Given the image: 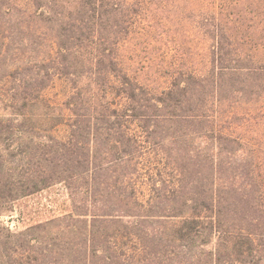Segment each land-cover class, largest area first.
<instances>
[{
	"label": "trees",
	"instance_id": "obj_1",
	"mask_svg": "<svg viewBox=\"0 0 264 264\" xmlns=\"http://www.w3.org/2000/svg\"><path fill=\"white\" fill-rule=\"evenodd\" d=\"M254 1L0 0V264H264Z\"/></svg>",
	"mask_w": 264,
	"mask_h": 264
},
{
	"label": "rangeland",
	"instance_id": "obj_2",
	"mask_svg": "<svg viewBox=\"0 0 264 264\" xmlns=\"http://www.w3.org/2000/svg\"><path fill=\"white\" fill-rule=\"evenodd\" d=\"M248 4H246L247 8H250L252 11H259L262 10L261 5H257L256 1L253 3H249L252 0H247ZM176 29H180V27H176ZM170 34V33H169ZM264 33H259L254 41L259 43H264ZM171 38H169L170 40ZM160 42H157L156 45H159ZM186 48L189 46V44H184ZM192 45V51L194 54L197 53L198 48L200 47V43L197 41V39L193 42ZM194 47H197L196 49ZM190 47H188L189 49ZM186 51V50H185ZM194 61H199L200 57L196 54L193 56ZM169 62H171V59H168ZM60 92L58 88L54 89L51 93L53 95H56ZM51 94V95H52ZM250 99H252L250 105L257 109L259 108L260 104L262 103L263 96L259 97V94H252L249 96ZM256 99V101H255ZM255 115V114H254ZM264 131L261 129L258 132V135H256L253 132V137L260 143L261 146H264ZM22 212L24 218L22 220L21 216L19 215V212L12 211L9 213H6L2 216H0V220L5 224L10 226L12 229H22L28 224H33L39 220H45L49 217L58 216L64 211L69 209V202L68 199L61 189L60 185L54 186L50 188L49 190L42 192L37 195H33L31 197H28L27 200L23 201L22 205ZM10 219V221H9ZM16 229V230H17Z\"/></svg>",
	"mask_w": 264,
	"mask_h": 264
}]
</instances>
